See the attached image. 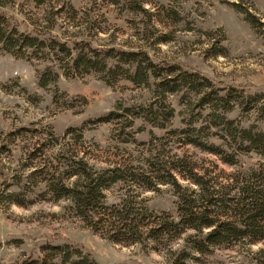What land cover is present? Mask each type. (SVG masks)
Wrapping results in <instances>:
<instances>
[{
  "label": "rangeland",
  "instance_id": "1",
  "mask_svg": "<svg viewBox=\"0 0 264 264\" xmlns=\"http://www.w3.org/2000/svg\"><path fill=\"white\" fill-rule=\"evenodd\" d=\"M114 1L0 0V12L13 16L22 31L53 25L51 32L61 40L146 48L156 59L199 71L214 82L257 92L261 98L256 107L264 103V0H140L145 14L135 12L129 0ZM37 57L0 51V264L36 255L52 236L81 243L98 264H170L162 251L115 243L92 232L65 208L67 200H55L45 187L46 179L59 175L66 153L82 154L97 165L138 157L141 146L123 142L133 137L123 120L97 118L121 105L147 102L149 90L127 80L106 85L94 72L61 75L56 84L41 86L38 71L47 62ZM238 114L246 122L257 116ZM258 125L264 129V123ZM168 137L161 140L166 149ZM178 151L187 153L197 167H215L222 175L260 162L258 154L248 153L230 167L190 146ZM42 167L41 174L34 171ZM18 176H26L25 185L14 184ZM121 191L111 188L108 200ZM143 195L154 211L174 212L176 197L169 185ZM9 239L22 242L8 244ZM186 264H264V241L219 246Z\"/></svg>",
  "mask_w": 264,
  "mask_h": 264
},
{
  "label": "trees",
  "instance_id": "2",
  "mask_svg": "<svg viewBox=\"0 0 264 264\" xmlns=\"http://www.w3.org/2000/svg\"><path fill=\"white\" fill-rule=\"evenodd\" d=\"M129 2L135 12L148 13L140 0ZM48 20L52 22L53 16ZM52 26L22 31L13 16L0 12V51L24 58L41 56L47 62L38 71L41 86L56 84L61 75L94 72L106 85L127 80L151 95L147 102L121 105L97 118L123 120L133 136L123 142L141 146L140 155L127 163L97 165L82 154H63L59 175L46 179V190L54 199L67 200L65 208L102 238L162 251L170 264H186L219 246L264 241V129L258 125L264 123V103L256 107L261 94L156 59L146 48L61 40L51 32ZM240 111L257 116L246 122ZM142 133L145 138L136 137ZM167 137L169 149L161 143ZM183 146L213 155L230 167L238 165L242 154L256 153L260 162L222 175L215 167H197L187 153L178 151ZM43 168L34 171L41 174ZM25 181L26 176H18L14 184ZM161 185H169L176 197L174 212L154 211L147 205L143 194ZM114 186L124 192L109 201L107 192ZM56 240L48 237L36 255L24 254L14 264H98L81 243Z\"/></svg>",
  "mask_w": 264,
  "mask_h": 264
}]
</instances>
